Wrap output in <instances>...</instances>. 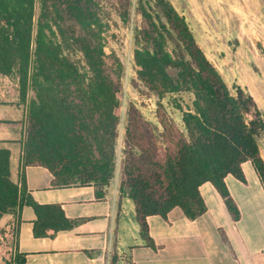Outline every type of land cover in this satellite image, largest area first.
Returning <instances> with one entry per match:
<instances>
[{"label": "trees", "instance_id": "1", "mask_svg": "<svg viewBox=\"0 0 264 264\" xmlns=\"http://www.w3.org/2000/svg\"><path fill=\"white\" fill-rule=\"evenodd\" d=\"M113 12L127 29L141 19L127 79L139 95L157 97L160 127L122 97L127 67L106 51ZM0 77L17 79L27 108L23 165L47 169L55 186L94 185L102 195L118 182L144 239L149 217L165 219L175 208L190 220L206 213L200 189L207 183L238 222L226 178L247 185L246 163L264 188L261 111L241 87L231 93L168 0H0ZM181 94L193 97L189 109L176 99ZM168 97L182 112L181 126L161 104ZM11 177V152L0 149V220L31 206L37 238L75 227Z\"/></svg>", "mask_w": 264, "mask_h": 264}, {"label": "crops", "instance_id": "2", "mask_svg": "<svg viewBox=\"0 0 264 264\" xmlns=\"http://www.w3.org/2000/svg\"><path fill=\"white\" fill-rule=\"evenodd\" d=\"M8 89L0 85V108L11 115L0 116V149L11 152L12 181L19 188L25 183L26 195L36 204L60 207L76 225L52 237L37 238L33 207L5 215L0 220L3 264H16L14 260L18 264H264V188L250 163L243 166L247 185L231 175L226 178L240 210L238 222L207 183L200 189L206 213L190 220L175 208L165 219L149 217L148 239H144L135 206L127 209L132 200L122 196L118 182L102 195L94 185L55 186L47 169L23 165L27 108L20 105L19 90ZM5 238L12 240L7 256Z\"/></svg>", "mask_w": 264, "mask_h": 264}, {"label": "rangeland", "instance_id": "3", "mask_svg": "<svg viewBox=\"0 0 264 264\" xmlns=\"http://www.w3.org/2000/svg\"><path fill=\"white\" fill-rule=\"evenodd\" d=\"M168 1L185 19L198 46L210 63L219 71L231 93L235 95L236 87H241L253 97L264 119V0ZM39 11L38 3L37 16ZM112 17L111 30L107 34L106 51L109 54L116 53L127 67L122 97L124 101L126 99V102L128 99L131 100L146 120L160 127L157 119L159 102L157 97L139 95L132 89L127 79L130 74H134L129 65L134 50L132 30L134 24L140 22L141 19L134 17L127 29L116 13L113 12ZM172 48L173 46L170 44L169 49ZM16 84L17 87H15ZM0 85H5L11 91L14 88L19 90L18 81L14 78L0 77ZM32 97L33 93L30 91L28 100H31ZM176 99L183 109H189L192 106L193 97L189 94L178 95ZM172 102V99L168 97L162 100L161 104L169 118L181 126L182 112ZM120 113L124 114V108ZM0 116L11 117L10 113L3 108H0ZM259 145L264 159V136L260 139ZM133 206V202L126 205L129 210ZM11 241L6 238L3 241L6 256L10 254ZM10 260H12V255ZM14 261L18 264L17 260ZM0 264L3 263L0 261Z\"/></svg>", "mask_w": 264, "mask_h": 264}]
</instances>
